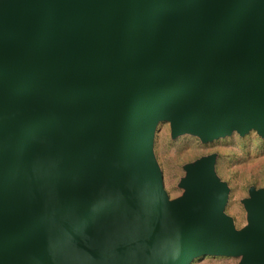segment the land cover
I'll use <instances>...</instances> for the list:
<instances>
[{
	"label": "water",
	"instance_id": "1",
	"mask_svg": "<svg viewBox=\"0 0 264 264\" xmlns=\"http://www.w3.org/2000/svg\"><path fill=\"white\" fill-rule=\"evenodd\" d=\"M160 121L264 136V0H0V264H264L224 209L215 157L170 202Z\"/></svg>",
	"mask_w": 264,
	"mask_h": 264
},
{
	"label": "rangeland",
	"instance_id": "2",
	"mask_svg": "<svg viewBox=\"0 0 264 264\" xmlns=\"http://www.w3.org/2000/svg\"><path fill=\"white\" fill-rule=\"evenodd\" d=\"M153 152L170 202L186 194L182 185L188 176L186 167L202 158L215 157V173L229 189L224 213L238 232L252 227L245 201L250 199L252 189L264 188V136L256 130L242 135L234 129L228 136L204 142L188 132L175 137L171 124L160 121ZM241 260L242 257L205 255L191 264H240Z\"/></svg>",
	"mask_w": 264,
	"mask_h": 264
}]
</instances>
